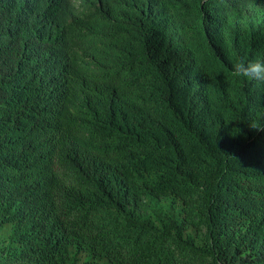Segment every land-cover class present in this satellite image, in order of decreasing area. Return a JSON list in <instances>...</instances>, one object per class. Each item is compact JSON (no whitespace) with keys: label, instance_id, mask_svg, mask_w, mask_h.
Returning a JSON list of instances; mask_svg holds the SVG:
<instances>
[{"label":"trees","instance_id":"1","mask_svg":"<svg viewBox=\"0 0 264 264\" xmlns=\"http://www.w3.org/2000/svg\"><path fill=\"white\" fill-rule=\"evenodd\" d=\"M264 0H0V264H264Z\"/></svg>","mask_w":264,"mask_h":264},{"label":"clouds","instance_id":"2","mask_svg":"<svg viewBox=\"0 0 264 264\" xmlns=\"http://www.w3.org/2000/svg\"><path fill=\"white\" fill-rule=\"evenodd\" d=\"M232 75L237 78H246L249 81L264 82V61H248L237 60L233 62ZM256 130H264L255 123L249 126Z\"/></svg>","mask_w":264,"mask_h":264}]
</instances>
